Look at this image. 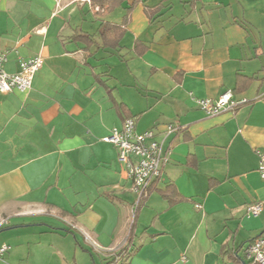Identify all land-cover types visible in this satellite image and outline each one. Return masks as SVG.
<instances>
[{
  "label": "crops",
  "instance_id": "obj_1",
  "mask_svg": "<svg viewBox=\"0 0 264 264\" xmlns=\"http://www.w3.org/2000/svg\"><path fill=\"white\" fill-rule=\"evenodd\" d=\"M0 52L10 74L43 59L30 90L0 93V264H248L264 234V210L247 214L264 205V0H0ZM227 90L249 103L208 116L195 101ZM127 118L169 152L138 206L101 140Z\"/></svg>",
  "mask_w": 264,
  "mask_h": 264
},
{
  "label": "built area",
  "instance_id": "obj_2",
  "mask_svg": "<svg viewBox=\"0 0 264 264\" xmlns=\"http://www.w3.org/2000/svg\"><path fill=\"white\" fill-rule=\"evenodd\" d=\"M82 1L91 3V0ZM8 62V54L0 52V93L30 90L35 75L43 67V59L38 56L20 61L19 71L14 74L6 71ZM259 99H264V93L259 96ZM195 101L208 116H217L226 111L235 112L239 107L249 103L245 98H236L234 91L231 90L222 93L217 100L196 99ZM174 130H176L175 127L168 126V132ZM101 140L113 145L118 151V161L125 167L127 175L133 183V191L138 197V206L142 200L148 197L152 182L161 177L163 167L169 161V152L164 149L163 142L157 139L155 130L138 132L136 121L133 118H127L121 128H114L108 136ZM258 155L260 158L258 172L261 179L264 180V153L258 152ZM197 208H200V205ZM263 210V203L255 202L248 207L247 214L258 217ZM4 224L0 225V230ZM8 251V246H2L0 258ZM245 255L248 264H264V236L252 241L246 247ZM187 261L186 257H182V262Z\"/></svg>",
  "mask_w": 264,
  "mask_h": 264
},
{
  "label": "trees",
  "instance_id": "obj_3",
  "mask_svg": "<svg viewBox=\"0 0 264 264\" xmlns=\"http://www.w3.org/2000/svg\"><path fill=\"white\" fill-rule=\"evenodd\" d=\"M125 0H92V3L94 5H98L100 7H104V6H107L109 8V10H114L118 7H120L123 3H124ZM127 16L125 17V21H124V26L126 25L127 23ZM114 34L116 36V39L117 41L121 40L122 36L124 35L125 33V28L124 27H121V26H113L112 24L110 23H105L104 24V30L102 31V35H107V34ZM79 38H83V40H81L82 42H85L87 45H91L92 44V40L93 38L91 36H85V35H81V36H78ZM106 45H110L108 43H105ZM240 81V80H239ZM242 84V83H241ZM172 187H169L166 191H163L162 192V195L169 200V202L171 204L177 202L179 199L178 197H176V190L174 188L173 185H171ZM150 191H151V187L149 188V194H150ZM264 236V234H262L260 237ZM258 237V238H260ZM257 239V238H256ZM254 241V240H253ZM114 261V262H113ZM115 263V260H112L111 262H109V264H114Z\"/></svg>",
  "mask_w": 264,
  "mask_h": 264
},
{
  "label": "rangeland",
  "instance_id": "obj_4",
  "mask_svg": "<svg viewBox=\"0 0 264 264\" xmlns=\"http://www.w3.org/2000/svg\"><path fill=\"white\" fill-rule=\"evenodd\" d=\"M74 247H75V243H74V245H72V248H73V249H75ZM78 249H79V248H78Z\"/></svg>",
  "mask_w": 264,
  "mask_h": 264
}]
</instances>
